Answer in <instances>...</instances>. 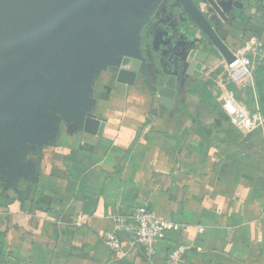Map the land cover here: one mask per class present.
I'll list each match as a JSON object with an SVG mask.
<instances>
[{
    "label": "crops",
    "instance_id": "crops-1",
    "mask_svg": "<svg viewBox=\"0 0 264 264\" xmlns=\"http://www.w3.org/2000/svg\"><path fill=\"white\" fill-rule=\"evenodd\" d=\"M215 2L225 21L205 0L196 8L229 50L260 45L248 55L250 75L230 81L196 26L177 20L158 27L157 49L146 53L133 86L117 83L109 66L94 67L76 109L59 96L41 104L40 124L14 140V161L0 155V264H162L178 247L182 264H264V105L254 80L264 65V0ZM171 42L183 59L203 43L215 59L198 77L184 64L178 78ZM170 75L176 95L168 109L157 90ZM202 90L213 98L201 103ZM226 93L245 117L260 119L255 128L231 121ZM81 112L103 124L101 136L83 131ZM142 205L172 226L155 256L146 258L126 234L121 251H111L104 238L112 216Z\"/></svg>",
    "mask_w": 264,
    "mask_h": 264
},
{
    "label": "water",
    "instance_id": "water-1",
    "mask_svg": "<svg viewBox=\"0 0 264 264\" xmlns=\"http://www.w3.org/2000/svg\"><path fill=\"white\" fill-rule=\"evenodd\" d=\"M160 1L0 0V155L5 164L14 161L18 134L40 124L41 104L58 101V96L69 109L82 104L90 68L109 66L117 83L134 85L148 56L140 50L141 29ZM205 1L226 20L214 0ZM174 3L185 22L194 24L217 54L233 63L230 50L196 5L190 0ZM233 5L242 7L237 1ZM198 46L186 59L188 76L198 77L215 59L205 43ZM175 86L176 76L170 75L157 90L168 109L174 105ZM81 115L83 131L101 136L103 124L97 117Z\"/></svg>",
    "mask_w": 264,
    "mask_h": 264
},
{
    "label": "built area",
    "instance_id": "built-area-1",
    "mask_svg": "<svg viewBox=\"0 0 264 264\" xmlns=\"http://www.w3.org/2000/svg\"><path fill=\"white\" fill-rule=\"evenodd\" d=\"M257 43L241 45L237 50L231 51L234 62L228 64L222 59L228 79L232 82H240L250 75V60L248 55L255 53L259 49ZM223 110L231 118L234 124H243L245 128L253 129L260 123L259 118L252 119L244 116L242 109L231 93L222 96ZM229 103L235 106V111L228 110ZM113 230L106 234L105 245L113 252L121 251L120 234H126L130 238L131 246L142 248L146 258H152L156 254L158 244L166 237L167 232L172 227L168 221L159 217L147 205H142L133 210L130 215H115L111 218ZM184 249L181 247L172 250L162 264H182Z\"/></svg>",
    "mask_w": 264,
    "mask_h": 264
},
{
    "label": "flooded vegetation",
    "instance_id": "flooded-vegetation-1",
    "mask_svg": "<svg viewBox=\"0 0 264 264\" xmlns=\"http://www.w3.org/2000/svg\"><path fill=\"white\" fill-rule=\"evenodd\" d=\"M190 1L196 6L199 5V2H200V0H190ZM214 1L219 2L221 0H214ZM234 2L235 1H233V3ZM172 4H175L174 0H161L160 3L157 5V7L154 9V11L150 14V16L147 19V21L145 22V24L142 26L141 34H140V41L144 44L147 41H149V39L151 38L150 41L147 42L148 45L146 44L147 46L145 48L146 49L145 53L156 51L157 47L154 44V37L156 35V32H157L159 26L167 25V24H170L173 22L178 23V21L180 23L185 22V18L180 15V13L178 12V8L175 6L172 7ZM164 7L166 8V11L162 10ZM172 44L173 43L171 42V44H168V46H167L168 52H169L168 54H169V56L171 54V57H172V59H171L173 61L172 63L176 64V67L172 68L171 70H173L174 72H176V70L179 71L180 74L176 75V76L178 78H180L181 74H182V66L184 64H186V68H185V74H186V70L188 67L186 59H187L189 53H188L187 57L184 59L181 56H176L175 55V48L172 46ZM172 54H174V55H172ZM168 62H169V60H168ZM169 63H171V62H169ZM161 71L159 70V67H157L155 73L160 74V73H162Z\"/></svg>",
    "mask_w": 264,
    "mask_h": 264
},
{
    "label": "trees",
    "instance_id": "trees-1",
    "mask_svg": "<svg viewBox=\"0 0 264 264\" xmlns=\"http://www.w3.org/2000/svg\"><path fill=\"white\" fill-rule=\"evenodd\" d=\"M151 39V38H150ZM149 39V41H150ZM147 41V42H149ZM146 43H142L141 42V45H140V50L142 52V55L146 56V53H145V48L146 46L148 45ZM147 44V45H146ZM221 72V67H218L216 68L214 71H212L210 73V76H215V75H218L219 73ZM176 75H179V71H176L175 73ZM157 77L159 78L160 75L158 74ZM254 80H255V86H256V90L258 92V96H259V101H260V105H264V65L263 66H259L255 73H254ZM209 83H211L212 81L211 80H208ZM205 85H208V83H204V86ZM200 102L201 103H205L206 101H210L213 96L208 93L206 90H202V92L200 93ZM2 202V196L0 195V204Z\"/></svg>",
    "mask_w": 264,
    "mask_h": 264
},
{
    "label": "bare ground",
    "instance_id": "bare-ground-1",
    "mask_svg": "<svg viewBox=\"0 0 264 264\" xmlns=\"http://www.w3.org/2000/svg\"><path fill=\"white\" fill-rule=\"evenodd\" d=\"M230 105L227 107L228 108V110L230 111V112H234L235 111V106L233 105V104H231V103H229Z\"/></svg>",
    "mask_w": 264,
    "mask_h": 264
},
{
    "label": "rangeland",
    "instance_id": "rangeland-1",
    "mask_svg": "<svg viewBox=\"0 0 264 264\" xmlns=\"http://www.w3.org/2000/svg\"><path fill=\"white\" fill-rule=\"evenodd\" d=\"M214 14H215V15H217L215 11H214ZM213 18H215V17H213ZM222 96H223V95H222ZM221 101H222V105H223V100H222V97H221Z\"/></svg>",
    "mask_w": 264,
    "mask_h": 264
}]
</instances>
